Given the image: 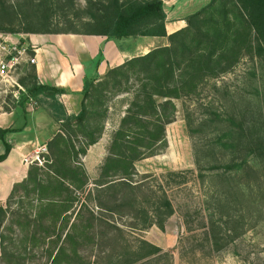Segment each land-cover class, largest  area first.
Instances as JSON below:
<instances>
[{
    "label": "trees",
    "instance_id": "obj_1",
    "mask_svg": "<svg viewBox=\"0 0 264 264\" xmlns=\"http://www.w3.org/2000/svg\"><path fill=\"white\" fill-rule=\"evenodd\" d=\"M83 1L81 7L77 0H0V34L95 36L113 41L165 38L167 45L109 68L100 80H84L77 115H68L59 101L64 91L40 84L34 66L21 68L19 82L25 93L17 101L8 99V104L23 113L32 103L45 109L58 124V132L46 145L44 164L31 165L26 178L14 184L0 205V264H33L37 256L44 264H77L85 259V247L98 249L109 260L117 258L113 264L171 260V254L147 241L130 243L109 219H129V228L137 231L153 226L164 231L175 213L173 204L163 186L156 180L154 185L150 176H140L135 164L167 148L166 127L175 121L176 101L181 102L186 126L192 131L196 113L191 104L202 106L199 101L207 86L242 61L264 57V0H212L170 35L165 30L162 0ZM120 96L125 98V109L110 134L96 178L90 181L81 158L101 140L110 104ZM245 113L236 111L224 120L238 134L225 147L230 156L227 162L216 164L214 151L209 152L213 164H208V171L223 183L227 179L228 186L223 193L226 199L215 200L213 210L219 214L212 212L208 219L215 251L244 234L237 231V226H243V215L229 205L230 199H240L235 195L240 186L233 188L232 175L248 170L252 187L264 193V174L260 175L257 164H264V137L256 134L262 128L244 129ZM13 131L0 129L5 147L0 162L11 151L5 138ZM194 150L197 178L203 180L196 145ZM246 159L256 163L254 169ZM185 174L192 172L168 173L163 177L168 179L166 186L184 184L177 180ZM85 192L86 203H81L79 196ZM261 197L252 201L257 212L264 207ZM262 219L257 217L254 225ZM105 245L111 249L101 251Z\"/></svg>",
    "mask_w": 264,
    "mask_h": 264
},
{
    "label": "rangeland",
    "instance_id": "obj_2",
    "mask_svg": "<svg viewBox=\"0 0 264 264\" xmlns=\"http://www.w3.org/2000/svg\"><path fill=\"white\" fill-rule=\"evenodd\" d=\"M166 1L168 3L167 7L164 8V11L167 10L165 14H168L171 20H184L187 16L206 7L212 0ZM77 3L81 7L84 6L83 0H77ZM170 3L171 6L169 7ZM140 39L142 38H130L121 43L132 45L133 41L138 42ZM124 99L120 96L110 104L107 121L110 127L118 124L125 109L123 106ZM201 99L199 104L202 106L199 107L196 102L191 104V109L196 113L194 117L196 122H194L192 131L188 130L186 126L181 102L176 101L175 121L166 127L167 148L156 156L135 164L136 172L140 176H150L148 180L152 181L154 185L156 183L153 181L156 180L158 184L163 186L173 204L175 213L166 221L164 231H160L155 226L146 231H137L129 228L131 222L129 219L120 220L116 217L109 219L110 223L125 232V237L130 243L135 244L137 240L141 239L158 247L163 253L172 255L171 260L155 258L134 264H264V207L257 212L256 207L252 204L253 199L259 195H262L261 200L264 203V193H260L252 187L253 176L248 170L232 175V181L235 183L233 188L240 186V190L235 191V195H238L240 199H236L235 202L232 199L229 200V205L233 206L237 213L242 214L245 219L242 228L237 226V231H242L244 234L228 245L220 246L219 251H215L216 248L212 245L208 225L211 213L218 212L219 214L217 209L213 210L216 206L215 200L223 201L226 199L223 193L228 190V186L225 184L227 179H224L223 183L218 180L217 174H211L208 171V164H213L209 159L211 158L209 152L214 151L216 164L224 165L227 162H224L226 158L228 160L230 157L225 147L229 140L238 135L233 132L237 130L228 128L224 120L236 111L238 113L245 111L247 114L245 113L244 129L251 130L255 127L258 130L262 128L256 134L264 137V57L242 61L233 72L211 85L209 84ZM215 115H218L219 118H215ZM109 139L110 135L105 137L104 142H102L106 143L104 151V144H101L94 150V153L91 152L90 154L91 163L88 164L90 181L96 178L101 164H98V161L102 154L106 155ZM234 141L238 142L237 139ZM194 145L199 151L197 158L200 160L203 180L197 178L198 168L195 164ZM83 158H81L82 163ZM246 161L248 166H252V168L254 167L253 164H256L249 159ZM257 164L260 175L264 174L261 173L264 170V164L261 165L258 162ZM189 171L192 174H185L183 175L184 179L177 180L180 183L184 181V184L170 183L166 186L165 183L168 179L165 180L163 177H166L168 173H186ZM219 173H223L222 168ZM91 187L90 182L88 189ZM85 194L86 192L79 196L81 203H86ZM87 205L92 207L91 204ZM260 215L263 219L254 225L255 220ZM231 216L236 217V214L231 213ZM225 222L226 220H222V227H225ZM230 231H233V228ZM219 237L222 238V236ZM105 249L110 250L111 248L109 245H105L101 251ZM99 252L98 249L85 247L82 252V256L85 258L84 264H113V261L117 259L109 260L107 255H100ZM31 262L44 264L45 261L37 256ZM83 262L77 261V264H83ZM120 262L124 263L125 260L120 259Z\"/></svg>",
    "mask_w": 264,
    "mask_h": 264
},
{
    "label": "crops",
    "instance_id": "obj_3",
    "mask_svg": "<svg viewBox=\"0 0 264 264\" xmlns=\"http://www.w3.org/2000/svg\"><path fill=\"white\" fill-rule=\"evenodd\" d=\"M162 1L164 8L167 7L168 1ZM185 26L183 19L171 20L166 14L167 35ZM24 40L36 48L37 64L34 68L39 83L66 93L59 98V101L65 106L68 115H77L81 110L84 80H100L109 68L118 67L128 59L167 45L165 38L149 37H144L138 42L133 41L132 45L122 44L123 40L113 41L95 36L32 35ZM116 126L110 127L107 124L101 140L88 149L83 158L87 173L88 164L91 163V152L94 153L101 144H104V151L106 143L102 142ZM0 129L14 130L5 138L11 145V151L7 158L0 162V205H3L14 184L26 178L30 166L23 165V159L31 158L39 147H46L58 132V124L45 109L34 103L30 104L27 112L23 113L0 99ZM4 152V143L0 141V156ZM104 156L103 154L100 156L98 164L102 162Z\"/></svg>",
    "mask_w": 264,
    "mask_h": 264
},
{
    "label": "built area",
    "instance_id": "obj_4",
    "mask_svg": "<svg viewBox=\"0 0 264 264\" xmlns=\"http://www.w3.org/2000/svg\"><path fill=\"white\" fill-rule=\"evenodd\" d=\"M37 64L35 46L27 43L23 36L0 34V99L17 101L25 93L20 84L21 68ZM47 154L45 146L33 152L31 158L23 159L26 166L44 164L43 155Z\"/></svg>",
    "mask_w": 264,
    "mask_h": 264
}]
</instances>
